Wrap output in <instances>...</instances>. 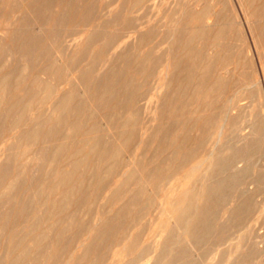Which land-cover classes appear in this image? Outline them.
<instances>
[{"label":"rangeland","instance_id":"374dc122","mask_svg":"<svg viewBox=\"0 0 264 264\" xmlns=\"http://www.w3.org/2000/svg\"><path fill=\"white\" fill-rule=\"evenodd\" d=\"M0 264H264V0H0Z\"/></svg>","mask_w":264,"mask_h":264},{"label":"bare ground","instance_id":"6f19581e","mask_svg":"<svg viewBox=\"0 0 264 264\" xmlns=\"http://www.w3.org/2000/svg\"><path fill=\"white\" fill-rule=\"evenodd\" d=\"M115 106V105H114ZM107 116V115H106ZM117 154H118V150H117ZM237 155L236 156H234V159H237ZM183 158V157H182ZM77 164H78V162H74L73 164H72V167L73 168H75L76 166H77ZM160 169H161V167H160ZM156 174V173H155ZM66 177V178H65ZM65 179H67V176H64L63 178H62V180H65ZM159 187V186H158ZM141 188V187H140ZM221 195V194H220ZM234 195V194H233ZM155 197V196H154ZM216 198V197H215ZM221 198V197H220ZM219 198V199H220ZM154 205V204H153ZM152 205V206H153ZM196 205V204H195ZM151 206V205H150ZM210 206V205H209ZM227 208V207H226ZM194 209H195V207H194ZM189 219V218H188ZM189 233L191 234V235H193V231H191V229H189V230H187V234L189 235ZM157 243V242H156ZM172 243V242H171ZM43 252V251H42Z\"/></svg>","mask_w":264,"mask_h":264}]
</instances>
